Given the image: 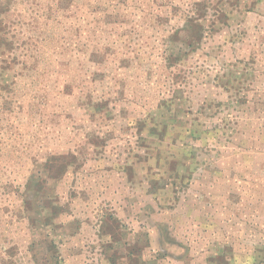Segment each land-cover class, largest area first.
<instances>
[{
	"label": "rangeland",
	"instance_id": "obj_1",
	"mask_svg": "<svg viewBox=\"0 0 264 264\" xmlns=\"http://www.w3.org/2000/svg\"><path fill=\"white\" fill-rule=\"evenodd\" d=\"M0 264H264V0H0Z\"/></svg>",
	"mask_w": 264,
	"mask_h": 264
}]
</instances>
